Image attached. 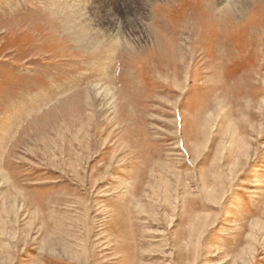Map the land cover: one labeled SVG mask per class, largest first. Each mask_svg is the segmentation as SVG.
Segmentation results:
<instances>
[{
	"label": "rangeland",
	"instance_id": "374dc122",
	"mask_svg": "<svg viewBox=\"0 0 264 264\" xmlns=\"http://www.w3.org/2000/svg\"><path fill=\"white\" fill-rule=\"evenodd\" d=\"M222 1L0 0V264H264V0Z\"/></svg>",
	"mask_w": 264,
	"mask_h": 264
},
{
	"label": "bare ground",
	"instance_id": "6f19581e",
	"mask_svg": "<svg viewBox=\"0 0 264 264\" xmlns=\"http://www.w3.org/2000/svg\"><path fill=\"white\" fill-rule=\"evenodd\" d=\"M80 2H81V1H80ZM222 2L225 3V2H227V0H223ZM82 9H83V8H82ZM96 96H97V95H96ZM97 97H98V96H97Z\"/></svg>",
	"mask_w": 264,
	"mask_h": 264
}]
</instances>
